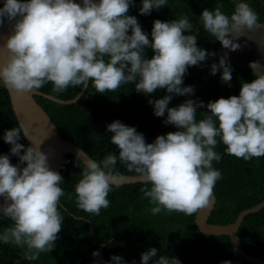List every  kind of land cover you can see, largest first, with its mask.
<instances>
[{
	"label": "clouds",
	"instance_id": "9594fccd",
	"mask_svg": "<svg viewBox=\"0 0 264 264\" xmlns=\"http://www.w3.org/2000/svg\"><path fill=\"white\" fill-rule=\"evenodd\" d=\"M133 3L3 0L0 28L7 23L10 29L3 46L7 55L0 63V82L22 93L37 91L49 82L53 93H62L69 86L87 90L89 82L101 94L129 83L137 93L149 95L166 89L167 95L148 103L153 105L155 116L167 113L164 123L177 130L146 143L144 134L135 127L118 119L112 121L107 131L113 133L110 141L118 147V156L109 152L98 161L83 149L76 151V160L83 162L81 178L75 185L76 203L94 215L108 208L112 187H120L124 180L116 171L119 160L142 184L151 185L140 191L152 205L153 215L165 211L191 216L212 203L215 184L222 175L213 167V161L221 159L215 151L218 142L226 146V154L237 158L264 156V64L249 63L255 78L241 83L238 96L219 97L206 106L189 98L169 107L174 95L194 93V86H183L188 68L216 53L197 46L200 28L187 15L171 21L155 19L149 40L137 17L128 14ZM167 4L168 0H142L139 13L148 15ZM222 8L217 4L212 10H202L199 19L203 29L230 51L241 48L239 37H247L264 55L262 38L249 35L261 26L250 4L241 0L231 15ZM146 48L152 49L151 58L146 57ZM220 69L221 80L230 84L232 67L227 52L211 65V74ZM205 107L207 111L200 112L202 118L198 120L197 109ZM21 135L28 138L19 123L5 130L3 136L18 163L13 164L7 154L0 155V217L11 221L0 232V242L24 249L23 258L34 261L55 248L62 229L64 218L58 209L65 195L60 187L64 177L49 166V155L41 150L44 141L25 147L18 142ZM82 155L88 158L82 159ZM92 255L99 257L100 252L93 251ZM111 261L126 264L119 255H112ZM150 262L181 264L176 257L158 255L155 247L141 253V264ZM221 264L232 262L224 260Z\"/></svg>",
	"mask_w": 264,
	"mask_h": 264
},
{
	"label": "trees",
	"instance_id": "16d2710c",
	"mask_svg": "<svg viewBox=\"0 0 264 264\" xmlns=\"http://www.w3.org/2000/svg\"><path fill=\"white\" fill-rule=\"evenodd\" d=\"M141 2L134 0L128 14L137 17L149 40L155 19L171 21L187 15L190 22L200 28L197 46L216 53V56H208L200 65L188 68L183 86H194V93L191 96L174 95L169 107L189 98L203 101L206 106L209 101L219 97L238 96L241 83L251 82L255 78L251 68L235 62H229L232 67L230 84L221 80L222 69L215 75L211 74V65L219 62L224 48L203 29L199 19L204 8L212 10L217 4H222V11L231 15L235 4L241 0H168L167 5L159 10L153 9L148 15L139 13ZM243 2L249 3L256 11L258 20L264 21V0ZM2 4L3 0H0V6ZM145 55L151 58L152 49L146 48ZM52 87L49 82L41 90L68 99L75 97L82 89V86H69L62 93H53ZM167 94L166 89H157L150 98L155 100ZM35 97L49 112L62 136L83 147L98 161L109 152L119 154L118 147L110 141L113 133L107 131V125L114 120L135 127L144 134L146 143L153 142L157 135L177 130L173 125L164 123L165 115L155 116L146 94L137 93L130 83L122 85L115 92L101 94L95 92L89 82L82 97L72 103H62L40 94ZM203 111H207L206 107L197 109L198 120L202 118L200 112ZM18 125L9 90L0 82V155H9L13 164L18 163V157L10 154L11 145L4 142L3 136L5 130ZM18 142L25 147L30 146L23 135ZM225 147L218 142L215 151L220 153L221 159L219 162L213 161V167L222 174L214 187L217 201L210 221L215 223L234 222L243 209L264 200V156L244 160L226 154ZM82 169V160H76L75 154L68 153L61 170L64 180L60 187L65 195L60 198L58 209L64 220L55 248L49 253H41L39 259L29 261L23 258L24 249L0 242V264H114L112 255L121 256L126 264H133V261L141 264V253L151 247L158 249V255L178 258L181 264H221L224 260L232 264H257L235 250L230 235L202 232L196 224V214L188 216L162 211L153 215L150 210L152 205L140 191L142 187L150 188L151 185H144L140 181L113 186L108 195L110 205L101 209L99 215L84 212L76 203L75 193ZM116 171L121 174L134 173L128 172L119 160ZM10 224L7 218L0 217V232ZM239 235L242 247L247 252L264 258V207L245 216ZM93 251H99L100 256L94 257Z\"/></svg>",
	"mask_w": 264,
	"mask_h": 264
},
{
	"label": "water",
	"instance_id": "95a60500",
	"mask_svg": "<svg viewBox=\"0 0 264 264\" xmlns=\"http://www.w3.org/2000/svg\"><path fill=\"white\" fill-rule=\"evenodd\" d=\"M75 2L80 3L81 0H75ZM9 29L10 26L7 23L2 28H0V63L3 62L7 55L3 46L6 37L9 34ZM8 90L19 123L23 124L26 129L28 136L27 139L30 145L32 142L35 144L39 143L40 141H44L41 145V150L48 153L49 166L53 170H56L61 174L66 155L68 153H73L76 155L77 149H83L90 157L93 158V156L83 147L62 136L59 128L57 127L49 112L35 97L37 94H40L62 103H72L78 101L82 97L86 91L85 89H81L75 97L68 99L58 97L52 93L44 92L41 89L37 91L33 90L32 92L28 93L17 92L11 88ZM145 94L148 99H151L149 94ZM165 116L167 117L166 114ZM87 158L88 157L82 155V159ZM123 176L124 180L122 184L139 182V177L136 173H126L123 174ZM211 199L212 203L210 206L200 209L196 214V224L198 228L206 234L230 235L233 246L239 254L251 262L264 264V258L251 254L242 247L241 236L239 235V228L241 227L245 216L249 213L262 209L264 207V200L252 207L243 209L234 222L215 223L210 221V216L217 201V196L214 190ZM0 203H3L2 197H0Z\"/></svg>",
	"mask_w": 264,
	"mask_h": 264
},
{
	"label": "flooded vegetation",
	"instance_id": "af4514ba",
	"mask_svg": "<svg viewBox=\"0 0 264 264\" xmlns=\"http://www.w3.org/2000/svg\"><path fill=\"white\" fill-rule=\"evenodd\" d=\"M258 24L261 26H258L259 28L256 30V32L249 33V35H252L254 38L261 37L262 41H264V21L258 20ZM241 47L242 49L241 48L240 49L243 50V53H245L246 57H249L246 58V63L240 60V55L238 54L237 50L232 52V55L234 54V56L232 55L228 56V62H235L237 65L244 64L245 67H249V68H250L249 63L251 61H259L261 64H264V55H262L261 52L259 51L258 45L255 41L246 39V42L242 43ZM225 50L226 49L224 48L222 53Z\"/></svg>",
	"mask_w": 264,
	"mask_h": 264
},
{
	"label": "rangeland",
	"instance_id": "374dc122",
	"mask_svg": "<svg viewBox=\"0 0 264 264\" xmlns=\"http://www.w3.org/2000/svg\"><path fill=\"white\" fill-rule=\"evenodd\" d=\"M252 36V35H251ZM246 39H247V37H239L238 38V40H237V42L238 43H240V44H242V43H245L246 42ZM241 49H242V47H241ZM237 50V52H238V54L240 55V60L241 61H243L244 63H246V58H249V57H246V55H245V53H243V50ZM225 52H227L228 53V56H230V55H232V52L233 51H230L229 49H226L223 53H225ZM223 53H221V55L223 54ZM232 56H234V54L232 55ZM256 60V59H255ZM244 65V64H243Z\"/></svg>",
	"mask_w": 264,
	"mask_h": 264
}]
</instances>
